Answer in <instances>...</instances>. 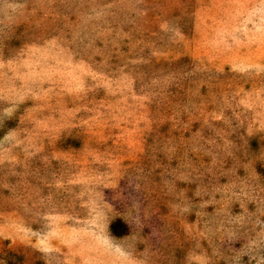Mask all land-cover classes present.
I'll list each match as a JSON object with an SVG mask.
<instances>
[{
    "label": "rangeland",
    "instance_id": "rangeland-1",
    "mask_svg": "<svg viewBox=\"0 0 264 264\" xmlns=\"http://www.w3.org/2000/svg\"><path fill=\"white\" fill-rule=\"evenodd\" d=\"M0 264H264V0H0Z\"/></svg>",
    "mask_w": 264,
    "mask_h": 264
}]
</instances>
